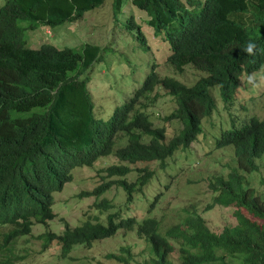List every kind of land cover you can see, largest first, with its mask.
<instances>
[{
	"label": "trees",
	"instance_id": "obj_1",
	"mask_svg": "<svg viewBox=\"0 0 264 264\" xmlns=\"http://www.w3.org/2000/svg\"><path fill=\"white\" fill-rule=\"evenodd\" d=\"M105 1L3 0L0 4V227L10 225L0 231V264L15 262V242L31 233L33 221L54 217L52 193L71 181L74 168L115 155L119 162L103 168L102 182L81 195L99 197L116 185L131 202L135 191L156 178L150 164L167 168L169 159L196 140L209 142L208 152L232 151L225 173L207 175L209 199L201 211L196 204L183 208L180 222L165 226L162 217L124 218L117 209L106 215L105 222L87 220L74 227L66 223L60 234L41 233L43 248L55 241L64 257L75 246L91 247L122 229L146 243L148 256L139 264H174V253L178 264H264V197L249 179L259 170L257 160L264 154V119L240 110L229 113L228 123L219 120L212 124L213 130L206 129V117L219 106L228 110L234 105L243 86L241 77L264 66V0H128L146 13L154 35L168 42L171 52L166 62L175 74L189 65L205 75L187 85L172 76H159L152 64L142 85L101 121L94 117L90 78L80 79L99 60V47L58 48L45 42L34 46L22 31L74 22ZM111 1L116 18L123 0ZM126 29L134 32L140 47L149 49L133 16L126 19ZM249 42L256 44L254 54L245 51ZM158 85L175 100L164 121L181 125L170 138L168 128L156 126L146 110L155 103ZM215 86L219 106L212 92ZM205 130L211 139L205 140ZM117 137L126 143L115 149ZM136 164L142 167L134 169L137 177L129 182L124 177ZM162 197L161 190L152 197L148 212ZM94 206L101 211L115 207L108 199ZM215 206L228 208L235 224L220 232L211 230L202 212ZM135 245H121L119 253H107L106 259L130 264Z\"/></svg>",
	"mask_w": 264,
	"mask_h": 264
},
{
	"label": "rangeland",
	"instance_id": "obj_2",
	"mask_svg": "<svg viewBox=\"0 0 264 264\" xmlns=\"http://www.w3.org/2000/svg\"><path fill=\"white\" fill-rule=\"evenodd\" d=\"M3 0H0V4ZM111 0H106L103 5L89 10L74 22H64L61 25L50 27V32L39 28L34 31L25 30L22 34L28 37L30 44L40 45L42 42L51 43L58 48L72 47L80 49L85 44L99 47V60L83 71L80 79L88 76V88L92 94L94 103V117L97 120L106 121L111 116L114 108L121 105L133 91L142 85L145 76L156 65L159 76H172L187 85H192L205 72L187 65L182 73H174L173 68L167 64L166 58L170 54L169 44L161 36H155L153 28L148 25L146 13L139 10L128 0H123L122 10L116 16L113 15ZM197 11V10H195ZM133 16L142 32L147 38L148 50L140 47L134 32L126 29V19ZM148 19V18H147ZM147 21V22H146ZM27 23V22H25ZM33 32V34H32ZM251 77V81L249 78ZM242 88L236 92V101L228 110L219 106L221 100L218 87L212 89L216 98L218 110L213 112L209 119L208 130H213L212 124L219 120L229 122V113L245 112L264 119V67L253 74L241 77ZM157 98L155 103L146 108L151 113L150 119L156 126L165 125L168 128L167 138L177 132L181 125L173 120L164 121V117L171 113L175 107L174 97L166 94L158 85L155 87ZM243 104V108L239 105ZM204 120V119H203ZM215 122H214V121ZM242 120L239 125L244 123ZM203 124V121H202ZM225 125V124H224ZM204 126V125H203ZM227 128V127H223ZM205 140L211 139L209 133ZM126 139L117 137L114 148L122 147ZM209 143V142H208ZM208 143L196 140L190 148L178 151L176 157L168 160L167 168L160 170L157 163L150 164L156 171V178H150L148 182L136 192L131 202L126 200V192L122 187L112 186L101 196H82L84 191H91L102 182L101 171L108 165L118 163V158L113 155L99 157L92 166H80L71 171V181L53 192L52 211L54 217L45 222H36L28 235L19 236L12 250L14 256L18 255L12 264H120L112 259H106L110 252L119 253L121 245L132 247V259L130 264H139L146 254V243L135 236L134 232L119 230L114 236L93 242L91 247L84 245L75 246L63 257L59 246L52 241L47 248H43V240L39 238L41 233L51 231L62 233L65 224L74 227L84 221H106L109 212L119 210V216H134L142 220L145 215L162 217L165 226L175 221L180 222L183 208H190L195 204L199 211L208 201L207 175L217 171L226 172V162L231 159V149H214L208 152ZM229 148V147H228ZM258 169L249 174L252 187H255L264 197V154L257 160ZM128 164V163H127ZM142 167L141 164L133 165ZM138 172L130 171L126 175L127 181H133ZM165 185L167 187L165 188ZM163 192V197L158 203L153 204L148 212L152 197ZM108 199L114 208L103 210L96 209L95 202ZM211 230L220 232L225 225L235 224L234 216L228 208L215 206L202 212ZM182 221V219H181ZM9 226V227H7ZM10 225L0 227V231H7ZM179 235L182 234V226L178 227ZM124 232V233H123ZM174 264H178V255L172 254Z\"/></svg>",
	"mask_w": 264,
	"mask_h": 264
},
{
	"label": "clouds",
	"instance_id": "obj_3",
	"mask_svg": "<svg viewBox=\"0 0 264 264\" xmlns=\"http://www.w3.org/2000/svg\"><path fill=\"white\" fill-rule=\"evenodd\" d=\"M44 30H46V31H48V33L50 32V28H45ZM42 43H44V42H42ZM256 49V44L254 43V42H249L248 43V45H247V47H246V49H245V51L247 52V53H249V54H254V50ZM264 67V66H263ZM249 81H251V77L249 78ZM92 100H93V98H92ZM93 112H94V109H93ZM97 120V119H96ZM102 121V120H101ZM133 170V172H136L134 169L136 168L135 166H132L131 167ZM137 173V172H136ZM136 177H137V174H136ZM136 177H135V179H136ZM125 179H126V176L124 177ZM135 179L133 180V181H135ZM129 182H132V181H129ZM141 189V188H140ZM140 190H137V191H135L134 192V194L136 193V192H139ZM134 196V195H133ZM51 208H52V206H51ZM34 223H36V221H33L32 222V226H33V224Z\"/></svg>",
	"mask_w": 264,
	"mask_h": 264
}]
</instances>
